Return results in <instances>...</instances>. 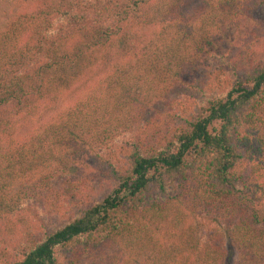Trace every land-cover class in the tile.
I'll list each match as a JSON object with an SVG mask.
<instances>
[{
    "label": "trees",
    "instance_id": "trees-1",
    "mask_svg": "<svg viewBox=\"0 0 264 264\" xmlns=\"http://www.w3.org/2000/svg\"><path fill=\"white\" fill-rule=\"evenodd\" d=\"M263 8L0 0V264H264Z\"/></svg>",
    "mask_w": 264,
    "mask_h": 264
},
{
    "label": "rangeland",
    "instance_id": "rangeland-1",
    "mask_svg": "<svg viewBox=\"0 0 264 264\" xmlns=\"http://www.w3.org/2000/svg\"><path fill=\"white\" fill-rule=\"evenodd\" d=\"M258 14H259L258 16H262L264 18V8L261 9L260 13H258ZM175 92L177 93L178 89H176ZM181 92H183V91H181ZM41 219L44 221L43 217H41ZM205 224H206V227L208 228V224L207 223H205ZM202 228H204V227L202 226Z\"/></svg>",
    "mask_w": 264,
    "mask_h": 264
}]
</instances>
